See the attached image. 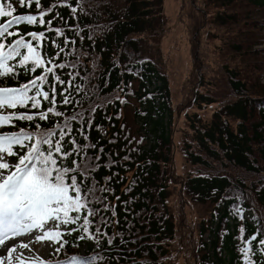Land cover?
<instances>
[{"label": "trees", "instance_id": "1", "mask_svg": "<svg viewBox=\"0 0 264 264\" xmlns=\"http://www.w3.org/2000/svg\"><path fill=\"white\" fill-rule=\"evenodd\" d=\"M9 2L15 15L38 11L37 0ZM39 2L52 27L76 41L56 58L57 63L70 61L77 73L68 87L69 69L56 70L71 103H60L57 85L55 107L64 115L46 112L52 106L49 75L42 87L50 97L40 98L39 108L29 104L5 113L42 112L47 118H13L0 133L38 131L36 124L45 131L79 116L70 120L69 135L53 137L70 153L62 166L73 167L81 156L91 159L95 171L88 173L89 183L110 205L101 224L107 235L97 240L94 225L89 237L82 220L69 223L61 230L64 247L48 255L46 264H74L72 257L89 259V264H264L258 244L264 239V231H258V225L264 229V0H178L175 23L166 0ZM184 25L188 64L175 97L163 46ZM69 26L74 31H65ZM16 27L22 35L45 31V61L59 52L53 39L63 46V37L47 26L21 21ZM18 59L6 61L13 72L6 67L0 73V87H19L40 74L42 69L33 70L30 62L17 65ZM77 84L82 85L79 93ZM130 100L139 103L135 130L124 118ZM24 150L14 147L16 154L9 157L16 162ZM80 173L76 168L69 175L79 181ZM195 204H208L210 215L198 219L191 210ZM254 233L256 239L246 244Z\"/></svg>", "mask_w": 264, "mask_h": 264}, {"label": "snow or ice", "instance_id": "2", "mask_svg": "<svg viewBox=\"0 0 264 264\" xmlns=\"http://www.w3.org/2000/svg\"><path fill=\"white\" fill-rule=\"evenodd\" d=\"M26 0H20V4L24 5ZM30 5L32 0H27ZM37 12L35 14L15 15L13 5L9 0L0 2V73L7 67L8 72H13V66L7 65L6 61H11L15 57H19L16 64L26 66L31 63L33 70L35 68L42 69L39 75L29 79L26 83H21L19 87H0V109H14L17 106L31 105L32 108H39L41 99L47 101L50 93L43 89V85L47 82V77L51 76V100L52 106L46 109L47 113L56 116L64 114L57 110L56 94L57 85H60V103L68 105L71 103V97L66 95L65 80L57 74V69H69L67 80L68 87H71L74 82V77L77 73L73 72V65L57 63L56 58L60 53L69 49V45H75V38L65 35V32L60 27H52V20H46L44 17L46 11L40 10L41 4L39 0L36 2ZM49 7L47 12H51ZM72 13H76V7L71 8ZM8 17H11L8 19ZM21 21H26L28 25L39 23L41 26L50 28L55 36L63 37V46L59 45L55 39L51 41L54 48H58L59 52L55 57H50L48 61L42 58V49L44 40L48 39L45 36V31H31L22 35L18 26ZM12 29V30H10ZM65 31H74V26H69ZM25 35L28 39L25 38ZM11 38L10 42L6 40ZM35 41V43H33ZM23 50V51H22ZM74 52V47L72 49ZM69 52V55L72 54ZM35 86L34 88L32 86ZM82 85H76V91H81ZM80 103L79 100L76 101ZM38 115L41 121L47 118L45 113H27V112H8L7 115L0 112V125L7 124L13 118L19 121H32L34 116ZM79 116L70 117L62 121L63 127L57 124L55 127L40 131L41 125L36 124L38 131L25 132L24 128H20L19 132H3L0 133V264H3L5 259L3 250L6 249L8 254L20 249L28 248L29 245L23 241L17 245L16 240L11 239L21 237L25 233H33L35 230V240L41 241L47 238V241L56 244L59 241V246L55 248L57 253H60L64 247L65 241L61 239L62 232L60 224L67 226L69 223L75 224L82 220L81 228L89 237L93 236L90 228L95 226L96 239L107 235L101 231V224L106 221L103 215L110 207L104 201L107 197L98 196L97 193L101 190L93 183H89L88 173L94 172L91 167L92 160L86 156H81L78 163L72 161L73 167H63V159L70 155L69 152L62 151L61 139L53 140L57 134L61 138L69 135L71 132V123ZM91 123V122H89ZM99 127V126H97ZM68 129V132H65ZM83 132L82 129H80ZM87 140V136H84ZM75 143V141H72ZM7 145V148L5 147ZM14 147L24 150L19 155L18 160L14 164L4 162L3 153L7 152L9 156L15 155ZM87 147V145H85ZM102 151V149H101ZM100 157L96 156L95 160L99 161ZM59 160V162H58ZM99 167V165H97ZM76 168L81 169V179L78 181L74 173ZM94 179V177H93ZM83 186V187H82ZM105 188L103 191H107ZM98 204L100 207L93 208L91 205ZM83 211L84 215L81 216ZM242 211V210H241ZM75 213V215H70ZM99 216L97 222L95 217ZM49 221L55 222V227H48ZM69 233L75 229H69ZM225 234L227 230L225 229ZM258 231H264L259 229ZM42 233V235L40 234ZM256 233L248 238L247 243L256 239ZM112 240H108L111 245ZM259 247L264 251V239H260ZM10 245V246H9ZM23 252L19 256L14 257L17 264H28L23 258ZM95 260L96 257L90 258ZM74 264H89V259H79L72 257ZM8 264H12V260H8ZM43 264V261L40 262ZM57 264H68L66 261H58Z\"/></svg>", "mask_w": 264, "mask_h": 264}, {"label": "rangeland", "instance_id": "3", "mask_svg": "<svg viewBox=\"0 0 264 264\" xmlns=\"http://www.w3.org/2000/svg\"><path fill=\"white\" fill-rule=\"evenodd\" d=\"M167 1V8L172 15L173 23H175L176 18L175 15V8L177 6L178 0H166ZM174 29L164 41V50L168 52V75L170 79L169 89L171 91V95L175 97L178 96V86L181 80L183 79V74L186 70V66L188 64L186 52H185V41L184 34L185 31L183 28ZM187 28V26H186ZM180 34V35H179ZM179 35V37H176ZM182 36V37H181ZM139 105V103L130 100V105L124 110V118L128 125L131 127L132 130L136 129V121L134 120V108ZM139 123V122H138ZM4 162H8L10 164H14L10 162L4 155H3ZM193 215H197L198 219L202 217H208L210 215V206L208 204H195L191 209ZM60 226H63L61 223ZM48 227H55V222L49 221ZM35 230L33 233H25L21 237L11 238L16 240L17 245L20 244L21 241L28 244V248L20 249V251H14L12 254H8L7 250H3V255L5 257L3 264H8V260H12V264H17V261L14 257L19 256L21 252H23V259L28 261V264H40L48 254L54 251L55 245L47 241V238L41 241L35 240ZM42 235V233H40ZM206 239L208 234L205 235ZM10 246V245H9ZM84 246H82L81 250Z\"/></svg>", "mask_w": 264, "mask_h": 264}]
</instances>
